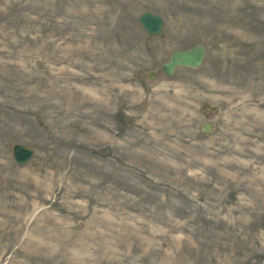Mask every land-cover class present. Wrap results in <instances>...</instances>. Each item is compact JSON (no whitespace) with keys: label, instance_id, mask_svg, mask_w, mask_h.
<instances>
[{"label":"rangeland","instance_id":"1","mask_svg":"<svg viewBox=\"0 0 264 264\" xmlns=\"http://www.w3.org/2000/svg\"><path fill=\"white\" fill-rule=\"evenodd\" d=\"M0 264H264V0H0Z\"/></svg>","mask_w":264,"mask_h":264},{"label":"water","instance_id":"2","mask_svg":"<svg viewBox=\"0 0 264 264\" xmlns=\"http://www.w3.org/2000/svg\"><path fill=\"white\" fill-rule=\"evenodd\" d=\"M139 24L143 31L149 36H163L164 19L161 15L144 10L139 16ZM205 47L201 43L192 45L189 48L181 50H173L170 52L168 59L161 64L162 71L171 76L177 67L198 68L204 58ZM153 77L150 71L149 78ZM202 131L208 133L210 131L209 124L202 125ZM34 149L22 143H16L12 146L13 159L17 165L25 164L33 155Z\"/></svg>","mask_w":264,"mask_h":264}]
</instances>
